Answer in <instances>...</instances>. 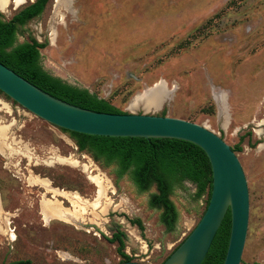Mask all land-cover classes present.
<instances>
[{
    "label": "rangeland",
    "instance_id": "obj_1",
    "mask_svg": "<svg viewBox=\"0 0 264 264\" xmlns=\"http://www.w3.org/2000/svg\"><path fill=\"white\" fill-rule=\"evenodd\" d=\"M31 1L0 13L9 20ZM56 1L19 29L18 41L42 43L45 71L123 113L182 119L222 138L248 190L240 264H264V0ZM161 83L169 97L159 108L132 106ZM0 130V264H118V245L108 241L117 231L132 261L160 264L205 210L193 184L177 185L170 200L178 221L167 232L147 204L154 186L140 193L127 176L116 179L113 166L1 92ZM41 179L65 196L48 192Z\"/></svg>",
    "mask_w": 264,
    "mask_h": 264
},
{
    "label": "trees",
    "instance_id": "obj_2",
    "mask_svg": "<svg viewBox=\"0 0 264 264\" xmlns=\"http://www.w3.org/2000/svg\"><path fill=\"white\" fill-rule=\"evenodd\" d=\"M49 1L30 2L9 20H4L0 13V63L41 91L65 103L100 113L122 114L87 89L71 85L45 71L41 65L42 43L35 39L18 41L19 29L40 16ZM61 130L68 133L79 151L89 153L103 167L113 166L112 173L116 179L127 176L140 193L148 192L154 186L155 192L150 194L147 204L150 209L160 212L159 222L167 232H173L178 221V212L170 200L177 185L183 182L193 184L196 197H206V208L211 192V167L207 156L197 146L176 139L111 138ZM229 233L228 211L201 264H223ZM108 241L117 243V253L122 262L132 261L124 251L125 236L122 232H113ZM8 264L31 262L19 260Z\"/></svg>",
    "mask_w": 264,
    "mask_h": 264
},
{
    "label": "water",
    "instance_id": "obj_3",
    "mask_svg": "<svg viewBox=\"0 0 264 264\" xmlns=\"http://www.w3.org/2000/svg\"><path fill=\"white\" fill-rule=\"evenodd\" d=\"M0 92L36 117L69 132L111 138L176 139L200 148L211 167L208 204L195 227L162 264H201L228 211L230 233L223 264H240L249 215L247 184L235 152L217 134L168 116L82 109L48 95L1 63Z\"/></svg>",
    "mask_w": 264,
    "mask_h": 264
},
{
    "label": "bare ground",
    "instance_id": "obj_4",
    "mask_svg": "<svg viewBox=\"0 0 264 264\" xmlns=\"http://www.w3.org/2000/svg\"><path fill=\"white\" fill-rule=\"evenodd\" d=\"M25 1L26 0H10V1L9 0H0V11L4 10L5 8H7L9 6V4H12L14 6V8H19L21 5H23L25 3ZM56 2L59 3V0H57ZM216 95L217 94H213V98L216 100V102L219 103V98ZM168 97H169L168 92L166 91L165 86L161 83V84H157L154 87L146 90L142 95L136 97L134 99V101L132 102L133 103L132 106L135 107L136 105H140V106L143 105L145 107V109H157L168 99ZM3 136H4L3 130H0V149H1L2 146H4L2 148H3V150H5L4 148H6V147L3 144V138H4ZM8 146H10V145L8 144ZM11 149H13V148H11ZM90 179L92 180V182H96V186L98 187V194H100L102 192V186L100 184V181H98V179L95 176H91ZM39 183H40V185L42 187H44L48 192H51L54 196H65V193L53 188L48 182L42 180V181H39ZM96 194H97V192H96ZM71 195H73V194H71ZM75 208H78V207H75ZM57 212H61V216L60 217L62 219H69V221L72 219V221L74 222V220H73L74 216L72 214L67 213V212H63L60 209H57ZM49 218H51V217H49Z\"/></svg>",
    "mask_w": 264,
    "mask_h": 264
}]
</instances>
